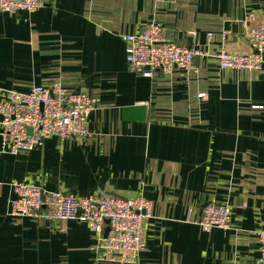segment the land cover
Segmentation results:
<instances>
[{"label": "crops", "instance_id": "1", "mask_svg": "<svg viewBox=\"0 0 264 264\" xmlns=\"http://www.w3.org/2000/svg\"><path fill=\"white\" fill-rule=\"evenodd\" d=\"M250 13L264 19V0H48L34 13L0 12V101L56 80L98 100L90 140L52 137L19 156L2 152L0 116V264H115L101 260L86 223L13 217L17 181L64 195L151 200L137 264L260 257L264 66L220 70L215 58L222 49L253 50L243 25ZM152 21L171 42L208 49L197 75L130 72L123 37ZM210 203L231 208L230 229L197 224Z\"/></svg>", "mask_w": 264, "mask_h": 264}, {"label": "built area", "instance_id": "2", "mask_svg": "<svg viewBox=\"0 0 264 264\" xmlns=\"http://www.w3.org/2000/svg\"><path fill=\"white\" fill-rule=\"evenodd\" d=\"M48 0H0V12L16 15L34 13ZM251 24V25H250ZM243 25L251 51L222 49L215 58L220 70L259 71L264 66V19L250 13ZM230 35L224 31L226 40ZM214 35L208 34V44ZM130 72L152 78L158 72L170 76L176 70L197 75V60L209 56L204 47L189 48L170 41L166 28L152 21L144 30L123 37ZM98 100L69 90L61 80L50 86H34L28 93L8 92L0 101L2 152L19 156L44 145L47 139L74 140L83 143L93 137L90 115ZM31 130V132H29ZM15 198L11 201L13 217H34L88 224L97 237L101 260L115 264H137L145 248L143 226L153 217V202L142 196L120 199L108 195L79 197L74 194L49 192L26 182L12 184ZM197 224L205 231L230 229L232 211L227 205L207 204ZM108 236L105 237L106 230ZM260 257L251 263L264 264V230L256 232Z\"/></svg>", "mask_w": 264, "mask_h": 264}, {"label": "water", "instance_id": "3", "mask_svg": "<svg viewBox=\"0 0 264 264\" xmlns=\"http://www.w3.org/2000/svg\"><path fill=\"white\" fill-rule=\"evenodd\" d=\"M29 132H31V130H29ZM108 233H109V229L106 230L105 237L108 236Z\"/></svg>", "mask_w": 264, "mask_h": 264}, {"label": "rangeland", "instance_id": "4", "mask_svg": "<svg viewBox=\"0 0 264 264\" xmlns=\"http://www.w3.org/2000/svg\"><path fill=\"white\" fill-rule=\"evenodd\" d=\"M46 220V219H45Z\"/></svg>", "mask_w": 264, "mask_h": 264}]
</instances>
